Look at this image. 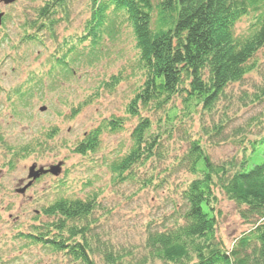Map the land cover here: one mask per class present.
Returning a JSON list of instances; mask_svg holds the SVG:
<instances>
[{
    "label": "rangeland",
    "instance_id": "374dc122",
    "mask_svg": "<svg viewBox=\"0 0 264 264\" xmlns=\"http://www.w3.org/2000/svg\"><path fill=\"white\" fill-rule=\"evenodd\" d=\"M46 1L0 4L4 13L0 26V264H78L63 253L32 244L25 236L52 221L41 214L42 208L59 198L87 197L96 198L99 206L90 219L92 236L130 255L123 264H138L145 256L148 232L171 228L182 202L181 192L194 178L179 165L189 141L198 140L210 161L221 164L239 161L250 142L264 137V101L250 104L244 97L249 99L262 85L264 49L255 56L257 69L228 86L210 112L199 107L183 118L181 111L168 124L164 112L141 111L140 117L148 118L153 132L161 135L160 156L135 167L129 178L124 175L117 180L112 164L131 149V134L139 121L126 111L143 80L135 69L132 30L128 23L112 21L117 30L104 35L93 50L90 40L81 41L90 19L88 0H67L66 10L57 8L52 16L53 32L35 29L25 33ZM157 4L153 0V21ZM252 22V15L242 18L235 35H247ZM70 44L79 45V53L66 58L72 74L56 63ZM118 74L123 79L109 88L110 78ZM173 105L182 110L179 98ZM111 118H120L122 128L105 130ZM99 127L98 149L84 156L74 153L84 135ZM25 146L34 153L24 159L12 157ZM57 165L58 176L43 175L19 194L32 166L49 170ZM216 196L217 237L230 248L250 224L222 192Z\"/></svg>",
    "mask_w": 264,
    "mask_h": 264
},
{
    "label": "trees",
    "instance_id": "16d2710c",
    "mask_svg": "<svg viewBox=\"0 0 264 264\" xmlns=\"http://www.w3.org/2000/svg\"><path fill=\"white\" fill-rule=\"evenodd\" d=\"M66 1L44 2L25 33L35 29L53 32L56 23L52 16L57 8L66 10ZM88 7L90 19L81 41L90 40L91 49L96 50L104 35L117 30L112 21L128 23L137 51L135 69L143 79L126 110L139 118L131 134L132 147L112 164L117 180L124 175L129 178L135 167L160 156L161 135L153 132L148 118L140 117L141 111L164 112L168 124L181 111L183 118L199 107L210 112L228 86L240 83L257 69L255 56L264 49V0H158L155 21L153 0H88ZM250 15L249 33L235 35L236 24ZM78 46L70 44L56 58L57 66L69 74L72 70L66 58L77 55ZM122 79L121 74L112 76L109 88L117 87ZM262 81L249 99L244 94L250 104L264 101V77ZM178 98L182 110L173 105ZM122 125L120 118H111L104 129L114 132ZM101 133L100 127L86 133L73 152L83 156L94 153ZM33 153L25 146L12 157L24 159ZM179 165L194 178L181 192L182 202L171 228L148 232L145 256L138 264H264V137L250 142L239 161L221 164L210 161L198 140L189 141ZM217 191L236 204L240 217L250 224L230 248L217 237ZM98 209L94 197L59 198L41 210L52 221L36 226L25 237L78 264H123L130 255L92 236L90 219Z\"/></svg>",
    "mask_w": 264,
    "mask_h": 264
},
{
    "label": "water",
    "instance_id": "95a60500",
    "mask_svg": "<svg viewBox=\"0 0 264 264\" xmlns=\"http://www.w3.org/2000/svg\"><path fill=\"white\" fill-rule=\"evenodd\" d=\"M15 2V0H0V4L2 5H11ZM4 17V13L0 12V26L2 25V20ZM41 112L45 111V108H41L40 109ZM51 174L53 176H58L60 174V166H55V167H51L49 170H43L42 168L35 170V166H32L29 169V173H28V179L29 181L27 182V184L20 189L18 192L19 194H24L26 189H28L34 181H36L37 179H39L41 176L46 175V174Z\"/></svg>",
    "mask_w": 264,
    "mask_h": 264
}]
</instances>
